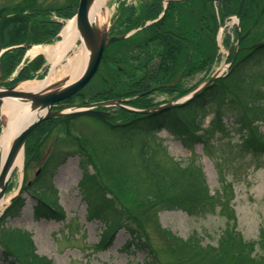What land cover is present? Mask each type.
Returning a JSON list of instances; mask_svg holds the SVG:
<instances>
[{
  "label": "rangeland",
  "instance_id": "obj_1",
  "mask_svg": "<svg viewBox=\"0 0 264 264\" xmlns=\"http://www.w3.org/2000/svg\"><path fill=\"white\" fill-rule=\"evenodd\" d=\"M138 3L137 0H106L99 16V26L107 28L119 10ZM238 3L239 0H233L231 7L236 9ZM263 6L264 0H249L246 14L237 25L243 35L238 46L235 43L238 35L234 31L236 21L233 16L223 23L217 17L215 5L192 3L193 13L177 6L180 23L178 21L176 26L172 25L173 22H166L161 30L171 31L174 28V32L187 38L191 47L190 59L200 67L191 78L181 82V91L173 94L154 92L138 100L139 105L145 106L142 113H127L148 116L177 104L185 105L191 96L184 97L181 94L184 90L197 87L220 70L224 78L228 76L234 49L237 50L236 61L242 59L243 66L240 64L242 69L224 80V96L236 97L244 112H264V56L249 54L253 46L264 44V13L257 18ZM214 19L218 25L213 35ZM229 34L232 41L229 39L225 47ZM142 35L137 31L108 50L106 61L112 74L106 77L104 73L86 88L85 93L111 90V96L116 97L131 91L134 85L132 78L128 77L132 69L133 74L141 76L142 73H136L138 63L128 60L133 47L144 40ZM78 48L81 46L77 43L54 69L55 76L63 77L62 66L76 56ZM47 49L39 48L29 52V56L42 53L48 60L44 53ZM187 59L188 53L183 51L177 60L179 67H184ZM46 65L50 69L49 60ZM39 66H44L42 61ZM151 68L149 66L148 70L151 71ZM118 71L121 73L117 74ZM141 83L144 84L143 81ZM212 102L208 98L197 100L186 108L188 111L181 109L180 115L189 122L195 116L191 110L201 105L209 112L202 119L206 129L212 118L211 110L215 109ZM229 108L225 106L224 109L228 117L224 118L226 128L223 131L217 133L208 129L203 140L198 142L189 136L162 129L154 136L156 142H160V148L146 137L144 130L128 131L125 125L129 123L130 116L119 109L111 111L113 118L109 122L74 117L35 130L25 145L23 169L13 173L3 196L6 203L0 210V264H11L3 246L18 232L30 236L36 254L46 257L52 264H146L148 261L154 264H215L210 254L201 256L195 249L184 250V247L174 245L168 236H174L181 242L192 240L198 242L199 248L212 249L230 230L241 239L242 246L237 251L242 250V253L252 256L250 264H264V155L248 154L239 147L240 135L231 127L235 117L231 114L233 108ZM0 113L1 137L7 117L2 109ZM256 126L264 136V116ZM143 158H146L145 162ZM175 162L199 171L202 179L196 181V189L205 185L207 194L211 196L207 201L196 203L189 210L186 207L163 208L164 205H159V197L173 199L170 197L177 190L169 189L167 183H181L177 181L181 171ZM87 164L89 172L95 174L125 211L122 220L136 218L137 230L147 246L145 250L127 248L130 238L125 229L119 230L107 242L108 232H103L104 225L89 219L81 186L83 167ZM161 182L166 183L164 189L159 186ZM19 189L25 201L24 208L17 218L3 220L2 213ZM162 192H165L163 196ZM43 193L48 194L50 200H56L62 218H35L34 207ZM212 250L220 254L216 264H238L229 254H224L223 247Z\"/></svg>",
  "mask_w": 264,
  "mask_h": 264
},
{
  "label": "trees",
  "instance_id": "obj_2",
  "mask_svg": "<svg viewBox=\"0 0 264 264\" xmlns=\"http://www.w3.org/2000/svg\"><path fill=\"white\" fill-rule=\"evenodd\" d=\"M171 6L167 11H171ZM220 17L225 18L226 15L222 12L220 5ZM128 11L136 12L135 7H129ZM144 12L143 19L144 21H135L128 26L129 28L143 25L145 21L154 20L160 14L161 2L159 0H152L141 9ZM234 10H230L227 15H230ZM213 14L211 17L213 18ZM167 18V16H166ZM215 22V19H214ZM165 23V20L157 22L150 25L144 32L147 34L146 40L138 42L135 46V51L133 54L132 62L134 64L138 63L139 68L136 65V73L139 71V74H133L134 68L132 69L131 75L128 79L132 78L131 93L129 95L134 96L139 91L144 92L154 87L169 85L172 84L175 78L180 74V79L173 88H167L161 91H167L168 93H177L182 90L181 82L187 78H191L196 70L199 69V64L193 59H190L191 47L189 46L187 38L182 37L183 43H176L174 37L170 32L161 31V24ZM164 25V24H163ZM213 30L216 32V22ZM185 51L188 53V59L186 60V65L184 67H179L177 60L180 54ZM251 55L264 56V45L256 47L252 50ZM214 56H211V61H213ZM242 60V59H241ZM237 61L229 70L228 76L225 78H220L216 80L208 89L203 91L201 94L197 95L192 100L185 103V105H177L171 109L165 111H160L153 113L152 115L143 116L140 114L127 113L130 116L129 123L125 126L128 131L142 129L143 132H146L145 135L149 140L156 142L154 137L157 132H160L162 129H168L179 135L183 134L189 138H193L198 142L203 140L205 132L209 129L217 133L223 131L226 128V121L224 118H227L224 112L225 106L233 108L231 114H234V121L231 123V127L237 130V133L240 135L239 138V147L243 152L248 154L264 155V136L260 133L258 122L262 120L264 112L257 111L254 113H247L243 111L240 104L234 99L228 98L225 95L223 82L224 80L230 78L243 66V61ZM241 62V63H240ZM241 65V67H239ZM151 66V71L148 70ZM242 69V68H241ZM144 71V72H142ZM32 74H28L22 79L32 78ZM140 79L135 80L133 78ZM144 82L141 83V82ZM135 82V84H134ZM196 87V86H195ZM193 87L192 89H194ZM191 89V90H192ZM139 90V91H138ZM191 90H184L181 94H187ZM140 92V93H141ZM208 98L214 105L215 109H212V118L207 128H204L205 122L203 118L207 117L209 114L208 110L201 108V105H198L193 108L191 111L194 112L195 116L189 121L186 122L181 117V109L185 111L193 102L201 99ZM138 100H134L131 105L138 108H145L144 105H139ZM202 111L201 114L198 112ZM52 122H46L43 124V128L50 126ZM163 127V128H162ZM148 132V133H147ZM157 147H162L160 142H156ZM145 155H143L144 157ZM146 161V158H143V162ZM177 169H179L180 177L177 180L179 184L173 183L168 185L169 189L177 188L174 195L170 200L159 197L157 202L159 205H164L163 208H172L175 207H186L187 210L191 209L194 204L207 201L208 197H211L207 194L205 185H202L200 189H196V181H200L201 175L199 171L195 168H190L188 166L182 167L179 162H175ZM89 164L83 167V176L81 180L82 190L84 192V199L87 205V212L89 219L91 221H100L105 229L104 233L107 234V242L114 237V235L121 229H125L129 234V241L127 248H134L136 250H145L147 247L143 237L139 235L140 231L136 227L135 217H126V220L123 219L124 210L118 206L113 197L105 190L104 186L98 181L95 174H91L87 169ZM159 186L164 189L166 186L165 182H161ZM165 192H162V196ZM50 196L44 193L37 198V204L34 207V215L37 219H48V220H57L62 218L59 208L56 206V200L52 201L49 198ZM228 205V204H227ZM25 206V201L20 197H16L12 203L7 207L3 214V220L8 218L13 219L17 218L20 215V212ZM205 206V205H204ZM132 218V219H131ZM133 220V222H132ZM131 221V222H130ZM13 236L15 238H10L6 245H4V251L8 254V257L11 258V264H52V262L46 257L39 256L35 253L33 243L29 236L25 233H15ZM168 239L179 247H184V250L187 248L192 251L194 250L197 254L205 256V254H210V257L214 263H218L219 255L213 252L212 249H217L218 247L224 248V254H229V257L234 261V263H249L253 261V257L249 254H244L241 251H237L238 248L241 249L242 242L235 233L230 230L229 233H226L222 236V240L216 248H199L198 242H181L174 236H168ZM106 242V243H107ZM145 264V263H144ZM146 264H154L153 262H147ZM250 264V263H249Z\"/></svg>",
  "mask_w": 264,
  "mask_h": 264
},
{
  "label": "flooded vegetation",
  "instance_id": "obj_3",
  "mask_svg": "<svg viewBox=\"0 0 264 264\" xmlns=\"http://www.w3.org/2000/svg\"><path fill=\"white\" fill-rule=\"evenodd\" d=\"M79 1L0 0V87L10 88L17 85L28 74L43 71L44 68L39 64L41 61L46 62V58L42 54L30 57L29 52L39 48H48L60 37L61 27L66 22L67 16L76 11ZM223 2L224 8H227L229 0ZM244 14L245 8L241 20H243ZM135 15L138 13L119 10L116 18L106 29L108 37L126 35L129 31L128 28L132 26L130 24L137 20V18L133 19ZM162 31L171 32L169 30ZM122 41L112 43L105 52ZM105 52L97 72V75L101 77L104 73L110 72L108 68L110 64L106 61ZM111 62L116 61L111 60ZM106 97L104 90L94 94L81 91V95H75L70 100L74 101H69V103L92 104L106 101Z\"/></svg>",
  "mask_w": 264,
  "mask_h": 264
},
{
  "label": "water",
  "instance_id": "obj_4",
  "mask_svg": "<svg viewBox=\"0 0 264 264\" xmlns=\"http://www.w3.org/2000/svg\"><path fill=\"white\" fill-rule=\"evenodd\" d=\"M95 0H80L78 11L76 15V29L84 48L89 52L87 64L80 75V77L66 84L67 78L53 84L47 89L39 92H21L16 91L15 88L4 89L0 91V101L4 98H9L20 102L28 113H36L37 118L28 124L12 141L8 153L3 161L0 163V199L3 198L5 189L8 186L9 179L8 172L14 164V161L20 151H24V146L29 134L41 123L49 119L68 118L77 115H93L103 120L110 118L112 115L97 111V108L118 107L121 100L109 101L103 103L91 104L89 106L73 105L66 110L53 111L56 103L64 101L82 90L96 73L102 53L104 49L112 42L122 39L123 37L107 38L106 33L98 31L90 22V11ZM170 0H167L168 3ZM211 2H220L222 0H207ZM245 0H241L239 10L236 18H239ZM218 74L214 75L208 82L200 87L195 93L201 92L208 88L217 78ZM151 91L141 94L144 96ZM128 110V109H127ZM25 119V118H24ZM23 119V121H24ZM11 177V176H10Z\"/></svg>",
  "mask_w": 264,
  "mask_h": 264
},
{
  "label": "bare ground",
  "instance_id": "obj_5",
  "mask_svg": "<svg viewBox=\"0 0 264 264\" xmlns=\"http://www.w3.org/2000/svg\"><path fill=\"white\" fill-rule=\"evenodd\" d=\"M105 1L106 0H95L92 5L91 19H96L97 23H100L99 16L104 7ZM162 11L163 10H161V12ZM165 13L171 14L170 11H166ZM171 33L176 43H183V40H182L183 36H181L180 33H177L174 31ZM78 38L79 36H78V33L76 32L75 21L70 20L66 24L62 32V40L58 42L57 45H55L54 47H50L46 51H44L45 55L50 61V64L52 63L51 64L52 69L50 70L47 78L43 81H32V82L23 83L17 89L21 91H25V92H36V91L45 90L47 87L52 86L53 82L58 81V80H63L67 78L68 81L66 82V84H69L77 80L78 77L83 72L85 65L87 63L88 57H89V52L84 48L83 45L81 46V48H78L76 56L70 59L67 65L62 66L63 77L61 76L59 77L60 78L59 79L57 76H55L54 69L62 63L63 59L66 57V53L76 47ZM42 65L45 66L46 62L45 61L42 62ZM44 66L43 68L47 69V65L45 67ZM49 68L51 67L49 66ZM99 78L100 76H98L97 73H95L93 77L91 78V80L95 81ZM75 95L77 96L81 95V92L78 91ZM3 102L4 103L2 106V113L6 115L7 122L5 124L4 130L0 137V163L1 164L4 161L14 138L28 124H30L33 120L37 118L36 113H28V111L24 109V106L20 105V103L18 102L10 101L8 99H5ZM57 121H63V118H57ZM23 165H24V151H20L14 161L13 166L8 172L7 178H10V176L16 171L22 170ZM5 203H6L5 198L0 199V210L4 207Z\"/></svg>",
  "mask_w": 264,
  "mask_h": 264
}]
</instances>
